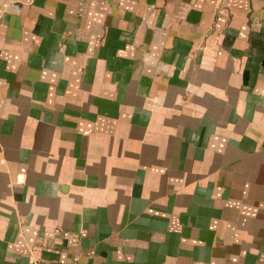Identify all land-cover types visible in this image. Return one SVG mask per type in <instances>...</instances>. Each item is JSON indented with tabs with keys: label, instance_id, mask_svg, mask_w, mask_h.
Here are the masks:
<instances>
[{
	"label": "crops",
	"instance_id": "crops-1",
	"mask_svg": "<svg viewBox=\"0 0 264 264\" xmlns=\"http://www.w3.org/2000/svg\"><path fill=\"white\" fill-rule=\"evenodd\" d=\"M0 264H264V0H0Z\"/></svg>",
	"mask_w": 264,
	"mask_h": 264
}]
</instances>
